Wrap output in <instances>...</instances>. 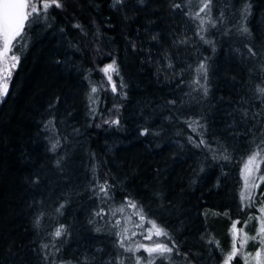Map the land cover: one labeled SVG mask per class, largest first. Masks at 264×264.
Instances as JSON below:
<instances>
[{
  "label": "trees",
  "instance_id": "obj_1",
  "mask_svg": "<svg viewBox=\"0 0 264 264\" xmlns=\"http://www.w3.org/2000/svg\"><path fill=\"white\" fill-rule=\"evenodd\" d=\"M59 2L14 41L0 99V264H135L118 234L147 240L139 207L176 245L156 264H222L263 202L240 193L264 139V0H212L203 31L201 0Z\"/></svg>",
  "mask_w": 264,
  "mask_h": 264
},
{
  "label": "snow or ice",
  "instance_id": "obj_2",
  "mask_svg": "<svg viewBox=\"0 0 264 264\" xmlns=\"http://www.w3.org/2000/svg\"><path fill=\"white\" fill-rule=\"evenodd\" d=\"M191 2V0H189ZM202 7H200L199 11L195 13L194 18L200 21L201 29H203V25L205 23L204 19L200 16V13L207 12L210 14L212 0H201ZM55 6L57 8L62 7L59 0H0V97H3L7 94L8 91V83L10 80L12 69H15L19 62V57L15 55L13 52V48L16 46L14 41H17V38L21 40L25 38V31L27 28L31 26L32 23L36 22L40 17L41 13H47L50 7ZM179 7V5H176ZM245 11H247L245 9ZM215 26V25H213ZM248 29H242V32H247ZM201 39H204L201 36ZM206 43L208 41H205ZM249 52L254 56L255 53L252 52V49L249 48ZM12 53L11 55H9ZM8 61H11L9 64ZM102 71L107 76V80L112 84V92H117V86L115 82H113L112 75L110 73H116L119 75L118 68L116 67L115 61L111 64L105 66ZM198 73L203 75L204 79L207 80V66L204 63H201L196 70ZM199 83V81H197ZM123 87V84H121ZM97 89L95 87L92 88V92L95 93ZM205 94H207V88H204ZM259 92L264 95V88H260ZM174 103V102H173ZM247 115V113H245ZM105 123H109L105 121ZM110 123L119 124V120H113ZM146 131V130H145ZM144 134V133H142ZM206 142L201 139L199 144L196 146L199 147L201 144H205ZM264 139L260 141V144L256 145V149L247 157V159L243 162V169L241 174L244 179V191L240 193V198L242 201L245 199H251L249 195L250 187H258L254 183V181H250V177H252L254 172H259L260 165L264 164ZM53 150H55L56 145L52 146ZM224 159H228L227 156ZM259 179L264 182V175L260 176ZM99 191L104 193L105 196L108 194V187L106 185H100ZM127 207L132 209H138V205L132 201H127ZM63 207V205H61ZM116 211L123 212L124 207H120ZM264 212V208L261 209ZM115 214V213H113ZM134 215H138L142 222H147L151 225L148 229V235L145 236V239L151 240L153 235L156 237H166L168 240H171V237L166 229L162 226L158 225L154 220L148 219L143 213L142 207H139V210L133 213ZM100 215V213H97ZM130 219V217L128 218ZM253 219L252 217L249 218ZM239 221H236L232 225L233 229V242L231 245V250L227 253L224 258L222 264H232V262L236 259L237 255L240 254V250L245 248L248 240L251 239L253 241H257L259 238V248L256 250L255 254L246 253L243 255V264H264V219L260 220V227L257 231V234L251 237H248L245 233L239 248L236 244L237 232L242 231V229L237 230L236 225ZM120 221H116V225L119 226ZM137 227H143V223L137 225ZM63 228H59L55 232L56 237H60L62 235ZM128 229L125 228L121 233L122 239L119 243V247L123 248L126 252H132L135 254L136 252H140L141 250L147 253V258L144 256H136L135 264H156L157 258H168V254H171L176 248L175 243H172V246H169L168 243L164 242H154L151 246L139 244L135 247H125V240L130 239L127 235ZM136 233H132L135 235ZM211 243V242H210ZM47 247V245H45ZM120 264H123V261H120Z\"/></svg>",
  "mask_w": 264,
  "mask_h": 264
},
{
  "label": "rangeland",
  "instance_id": "obj_3",
  "mask_svg": "<svg viewBox=\"0 0 264 264\" xmlns=\"http://www.w3.org/2000/svg\"><path fill=\"white\" fill-rule=\"evenodd\" d=\"M12 53H10L9 55H11ZM16 55V54H15ZM8 63L10 64L11 63V61H8ZM13 70L14 69H12L11 71H12V73H13ZM111 74V73H110ZM12 75V74H11ZM0 82H2V81H0ZM7 83H8V87H9V81H7ZM2 97H0V99H1ZM261 166H262V164L260 165V170H261ZM242 169H243V166H242ZM259 170V172H254L253 173V175H252V177H250V181H254V183L256 184V185H258V187H250V189H249V195H250V197H251V199L254 197V195L257 193L258 195H260V196H262L263 197V202H262V204L259 206V208H260V217L259 218H257V220H256V223L253 225V227H252V229L251 230H248L249 232H250V234H248L247 236L248 237H251V236H254V235H256L257 234V231H258V229H259V227H260V220L261 219H264V212H262L261 211V209L262 208H264V187H261V188H259V186H260V184L262 183V181L259 179V177L260 176H262V173H261V171ZM242 191H244V179H243V176H242ZM251 199H245L246 201H249V200H251ZM150 227H147V228H144V230H143V232H142V235H148V229H149ZM247 234V233H246ZM243 236H244V234H242V233H240L239 235H238V237H239V241L241 242V240H242V238H243ZM154 235H153V237H152V239L151 240H149V239H147V240H144V241H141L139 244H144V245H149V246H151L154 242H156L157 241V239H154ZM240 242H239V244H240ZM137 245V244H136ZM136 245H134V246H136ZM259 248V238H258V240L257 241H253V240H251V239H249L248 240V243H247V245H246V247L245 248H243V249H241L240 250V253H242L243 255L244 254H246V253H251V254H255V252H256V250ZM136 256H144L145 258H147V253H145V252H143L142 250H141V252H139V254L138 255H136ZM253 264H254V262H253Z\"/></svg>",
  "mask_w": 264,
  "mask_h": 264
}]
</instances>
